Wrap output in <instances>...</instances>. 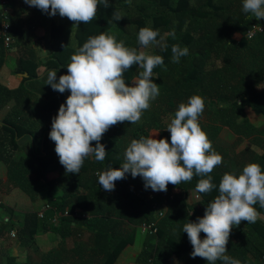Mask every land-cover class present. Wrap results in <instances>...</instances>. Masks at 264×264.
I'll return each mask as SVG.
<instances>
[{
  "label": "trees",
  "instance_id": "1",
  "mask_svg": "<svg viewBox=\"0 0 264 264\" xmlns=\"http://www.w3.org/2000/svg\"><path fill=\"white\" fill-rule=\"evenodd\" d=\"M8 5L12 9V35L27 31L32 37V33L43 26L48 31L51 55L43 61L34 51L21 52L13 73L28 76L17 86L3 82L0 76V112L12 104L0 122V161L7 167V179L0 178V193L19 188L34 198V181L43 180L48 187V203L55 210H49L44 219L37 210H28L22 224L11 217L1 218L0 239H8L11 230L16 229L19 244L29 253L42 233L51 232L61 239V245L44 252L40 261L26 255L25 259L9 264H115L122 251L133 242L140 224L155 219L157 208L165 210V215L157 220L156 234L146 233L145 246L137 255V262L165 264L167 245L173 247L171 243L175 239L170 231L166 240L168 212L169 217L175 212L181 217V208L188 213L181 190L196 189L198 181L207 177L194 174L191 181L179 186L169 184L164 192L146 189L141 176L133 178L128 173L108 192L100 187L97 172L109 167L120 168L124 152L133 139L157 131L158 139L170 141L167 125L179 104L186 103L194 94L202 96L205 102L199 123L213 149L223 157L222 164L209 174L212 183L218 187L224 173L242 172L244 161L237 160L243 157L244 151H237L232 157L229 149L218 144L217 139L225 126L240 140L260 131L251 122L254 115L264 118V34L249 39L246 31L253 23L263 20L243 12V0H109L107 8L99 4L95 19L78 25L59 13L51 16L37 7H32L27 21L21 17L22 2L8 0ZM114 12L123 18L115 20ZM1 22L0 10V28ZM142 27L158 31L157 40L164 45H154L153 51L164 60L154 68L152 76L153 82L158 84L159 95L150 102L138 123H118L103 135L100 141L106 147L103 162L89 156L79 174L66 173L49 133L53 118L70 92L60 93L45 84L48 71L55 70L57 79L66 74L75 51L90 37L101 33L113 35L118 41L126 37L125 46L139 51L143 47L138 42ZM237 33L240 35L236 36ZM175 44L189 49V54L181 57L179 63L172 59L171 48ZM7 50L0 34V73ZM137 71V66L126 70L125 82L131 85ZM39 134L41 141L44 138V150L37 152L30 143L31 160L23 153L17 157V153L25 149L18 138L28 135L37 139ZM92 143L95 146L96 142ZM0 207L13 213L5 204ZM67 210L69 215L53 222L55 212ZM5 259H9V255L0 249V264H7Z\"/></svg>",
  "mask_w": 264,
  "mask_h": 264
},
{
  "label": "clouds",
  "instance_id": "2",
  "mask_svg": "<svg viewBox=\"0 0 264 264\" xmlns=\"http://www.w3.org/2000/svg\"><path fill=\"white\" fill-rule=\"evenodd\" d=\"M25 3L51 16L59 13L75 25L95 19L100 3L105 8L110 6L109 0H25ZM242 10L264 20V0H243ZM113 17L117 21L123 18L118 12ZM158 36L159 32L151 27H142L138 42L144 48L164 47ZM252 36L249 30L247 37ZM171 52L173 62L179 63L181 57L189 54V49L175 44ZM163 62L160 55L126 47L124 41L101 33L90 37L75 51L66 74L57 79L55 70L48 71L45 84L60 93L70 92L53 118L49 133L66 173L79 174L89 156L103 162L106 147L100 141L109 128L125 121L130 124L140 121L150 102L159 95L152 76L154 68ZM133 66H137L138 74L129 85L124 72ZM204 109V99L198 94L190 96L186 103L181 102L166 127L170 141L156 138L158 132L131 140L120 168L97 172L100 187L111 192L115 182L130 173L133 178L141 176L146 189L166 192L169 184L179 186L191 181L195 174L207 177L198 181L196 191L210 193L215 185L209 174L222 164L223 157L213 149L199 123ZM257 203L264 208V170L260 164L249 162L238 175L224 173L219 194L207 203L204 215L183 225V232L193 246L191 256L206 259L208 264L217 261L240 264L238 259L226 254L229 237L233 225L239 226L242 221L255 223L261 218L254 207ZM201 232L205 234L203 239Z\"/></svg>",
  "mask_w": 264,
  "mask_h": 264
},
{
  "label": "crops",
  "instance_id": "3",
  "mask_svg": "<svg viewBox=\"0 0 264 264\" xmlns=\"http://www.w3.org/2000/svg\"><path fill=\"white\" fill-rule=\"evenodd\" d=\"M18 1L22 2V5H24L21 17L28 21L31 15L30 11L32 9V6L25 3V0ZM25 7H27V9ZM25 27H27V25H25ZM43 30V26L38 27L32 33V37H30L27 31L25 33L22 32V34H17L15 37L13 36V41L16 40V42H13L9 50H7L6 62L9 56L12 54H14L16 56V59H18L19 55H21V52L24 53V51H27L28 53H30L29 51L31 50L37 54V52L35 51L36 49L42 48L45 50L47 48V45L49 46V44L48 41H45L43 38ZM42 53L46 52L42 51ZM37 55H39L40 59H43V61H45L47 57H50L51 52L47 55ZM6 62L1 69V76L3 74ZM20 75L22 77L28 76L27 73H17L15 76L18 77ZM251 123L258 129H260V131L252 134V136H245L244 140H240L238 135L234 131H232L229 127L225 126L221 129V133L217 139V143L225 148H228L232 157H235L237 151H239L240 153H243L244 151L243 157L237 161H244V165L249 162H256L260 164L262 170H264V118L262 116L254 115V120ZM237 161L234 162V165H236L235 163H238ZM231 173H235L237 175L239 174L237 171L234 170H232ZM6 177L0 176V178L4 180H6ZM180 193L181 196L185 199L184 201L189 209V212L187 213L185 208H181V217H177L178 213L176 212L172 213V217H169V214L171 213L168 212V233L166 236V240L169 238L170 231H172V234L175 236V239L171 243L173 247H169V245H167L165 264H208L206 259H203L201 257L193 258L191 256L193 246L191 245L188 239L187 233L183 232V225L190 221H196L198 217H202L204 215L207 203L212 201L219 194V186L214 187L210 193H206L208 199H206L202 193L197 192L196 189L192 187L183 189ZM1 195L3 194L0 193V196ZM254 207L260 213L261 218L258 219L255 223L247 224L246 221H242L239 226L233 225L229 237V242L227 245L228 250L226 254L232 258L238 259L240 261V264L263 263L264 208L260 207L259 203H257ZM18 209L19 208H14L13 213L10 214V212L4 207H0V218L7 219L11 217L17 223L22 224L24 222L25 213L28 210ZM189 213H191V215H189ZM178 225H180V229L178 228ZM138 229L140 228L138 227L136 229V234L133 242L128 246V248L126 247L122 251V253L119 255L120 257L118 258L115 264H139L137 262V255L142 251L143 247L145 246V240L147 236L144 232H138ZM200 235L203 239L205 234L201 232ZM39 237H43L45 241L49 239V242H44L43 244H40V247L38 249V256L36 259L38 261L42 259L41 256L44 252H48L50 251V249L59 247V245H61V239L57 238V235L51 232L42 233L41 235H39ZM23 250L26 251L25 248ZM3 252L8 255L7 248L4 249ZM25 254L29 255V252L26 251ZM216 264H223V262L217 261Z\"/></svg>",
  "mask_w": 264,
  "mask_h": 264
},
{
  "label": "rangeland",
  "instance_id": "4",
  "mask_svg": "<svg viewBox=\"0 0 264 264\" xmlns=\"http://www.w3.org/2000/svg\"><path fill=\"white\" fill-rule=\"evenodd\" d=\"M43 38L45 41H48L49 36H48V31L44 28L43 32ZM119 40L122 41H126L127 38L126 37H122L119 38ZM154 45H150L147 48L142 47L139 51H145L149 54H153L154 51ZM49 46L47 45V48L44 49H36L35 51L37 52V54H43V55H47L49 52ZM11 51V50H10ZM42 51L46 52V53H42ZM48 58V57H47ZM17 59L16 56L14 54L10 55L6 65L4 67L3 70V74L1 76V79L4 80L3 82H7L10 86H17L19 84V82L23 79V77L20 76H15L13 73V70L16 67L17 64ZM15 66V67H14ZM14 67V68H13ZM138 74V71L136 73V75ZM12 104L7 105L0 113V120L3 122L4 117L7 115V113L9 112V110L11 109ZM157 131H152L151 134L155 133ZM158 135V134H157ZM41 135L39 134L37 136V139L32 137H29L28 135H23L21 137L18 138V142L20 144L21 147H25V149L22 152H18L17 157H19L20 153H23L24 155H26L30 160V150H31V145L33 149H35L37 152H39V150H44V138L42 139V141L40 140ZM157 138V136H156ZM41 141V142H40ZM7 175V167L4 163L0 162V176H4L6 177ZM7 179V177L5 178ZM34 198H32L30 196V194H27L25 192H22L21 189H14L12 192L10 193H4L2 191L1 194V200L4 199L5 202V206H8V208L14 209V208H19L18 210H42L43 207L48 204V197H49V192H48V187L45 185L43 180H36L34 181ZM8 204V205H7ZM18 218V217H17ZM138 232H142L140 229H138ZM44 242H49V239H47L45 241V239H43V237H37L36 243L35 245L32 247L29 256L31 257L30 259L32 260H36L37 256H38V249L40 247V244H43ZM48 244V243H46ZM8 249V255L9 259H5L6 263H12L15 261H19L21 259H25L26 258V254L25 251L23 250L24 247L21 246V244H19L18 241V237H15V239H11L10 237L8 239H0V249L3 251L4 249Z\"/></svg>",
  "mask_w": 264,
  "mask_h": 264
},
{
  "label": "built area",
  "instance_id": "5",
  "mask_svg": "<svg viewBox=\"0 0 264 264\" xmlns=\"http://www.w3.org/2000/svg\"><path fill=\"white\" fill-rule=\"evenodd\" d=\"M0 10H1V14H2L0 34L4 38L5 46L7 48H10L11 44L13 42V35L11 33V30H12V21H11L12 9L8 5V0H0ZM249 30L253 33V36L249 39H252L253 37H255L258 34H264V20L253 23V25L247 29L246 36H247V32ZM0 204H4V201L1 200V196H0ZM49 210H55V208L48 203L43 207L42 210L37 211L39 217L44 219ZM66 215H69L68 210L65 211L64 213L55 212V216H53L52 220L54 223H57L59 221L60 217H63ZM164 215H165V210H163L161 208H157L156 214H155V219L152 220L151 222H144V223L140 224V226H139L140 230L144 233H147V234H156L158 231L157 220L164 217ZM0 221H1V218H0ZM15 237H17V230L12 229L10 232V238L15 239ZM262 264H264V258H263Z\"/></svg>",
  "mask_w": 264,
  "mask_h": 264
},
{
  "label": "water",
  "instance_id": "6",
  "mask_svg": "<svg viewBox=\"0 0 264 264\" xmlns=\"http://www.w3.org/2000/svg\"><path fill=\"white\" fill-rule=\"evenodd\" d=\"M0 122H2V121L0 120Z\"/></svg>",
  "mask_w": 264,
  "mask_h": 264
},
{
  "label": "flooded vegetation",
  "instance_id": "7",
  "mask_svg": "<svg viewBox=\"0 0 264 264\" xmlns=\"http://www.w3.org/2000/svg\"><path fill=\"white\" fill-rule=\"evenodd\" d=\"M1 113V112H0Z\"/></svg>",
  "mask_w": 264,
  "mask_h": 264
}]
</instances>
